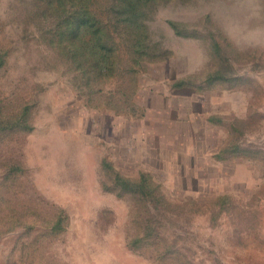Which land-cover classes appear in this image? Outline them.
I'll return each mask as SVG.
<instances>
[{
  "label": "rangeland",
  "instance_id": "rangeland-1",
  "mask_svg": "<svg viewBox=\"0 0 264 264\" xmlns=\"http://www.w3.org/2000/svg\"><path fill=\"white\" fill-rule=\"evenodd\" d=\"M32 3L0 0V264H264V0H146L108 70Z\"/></svg>",
  "mask_w": 264,
  "mask_h": 264
},
{
  "label": "trees",
  "instance_id": "trees-1",
  "mask_svg": "<svg viewBox=\"0 0 264 264\" xmlns=\"http://www.w3.org/2000/svg\"><path fill=\"white\" fill-rule=\"evenodd\" d=\"M144 1L146 0H33L35 8L31 6V11L34 15L30 20L44 22H40L45 25L43 33L54 53L72 65L75 64L76 69H85V62L91 65L95 62L99 68L108 70L111 69V63L106 59L112 56V49L107 46L110 39L109 28H115L114 23L123 28L135 23L141 17L139 11ZM135 44L137 49L134 52L144 55L142 44ZM3 62L0 57V64ZM141 240L142 237H137L133 243Z\"/></svg>",
  "mask_w": 264,
  "mask_h": 264
}]
</instances>
